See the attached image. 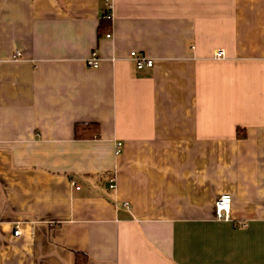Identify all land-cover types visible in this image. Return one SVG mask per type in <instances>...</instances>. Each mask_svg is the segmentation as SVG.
Listing matches in <instances>:
<instances>
[{
  "label": "crops",
  "instance_id": "crops-1",
  "mask_svg": "<svg viewBox=\"0 0 264 264\" xmlns=\"http://www.w3.org/2000/svg\"><path fill=\"white\" fill-rule=\"evenodd\" d=\"M84 258L264 264V0H0V264Z\"/></svg>",
  "mask_w": 264,
  "mask_h": 264
},
{
  "label": "built area",
  "instance_id": "built-area-1",
  "mask_svg": "<svg viewBox=\"0 0 264 264\" xmlns=\"http://www.w3.org/2000/svg\"><path fill=\"white\" fill-rule=\"evenodd\" d=\"M105 17L107 19H111V14L110 11H107L105 14ZM106 37H110V33H105ZM215 57L222 56V51L217 50L214 53ZM128 57L132 59L135 63V66L137 69H142V68H149L152 66L153 61L151 58H148L145 55H141L135 50H131L128 53ZM100 58L97 55L96 51H93L91 55L86 59V64L90 67H97L99 64ZM121 150V142H116L114 145V153H119ZM78 188V187H76ZM230 206H231V195L230 194H221L215 202V207H214V215L217 219H225L228 218L229 211H230ZM13 234L15 236L19 235V229L15 228Z\"/></svg>",
  "mask_w": 264,
  "mask_h": 264
},
{
  "label": "trees",
  "instance_id": "trees-1",
  "mask_svg": "<svg viewBox=\"0 0 264 264\" xmlns=\"http://www.w3.org/2000/svg\"><path fill=\"white\" fill-rule=\"evenodd\" d=\"M108 24H105L102 28V31L105 33L106 32V28H107ZM96 126V125H95ZM92 124H80V123H76L74 125V136L77 138H86V137H91L92 135H96L97 134V127H95ZM83 263L80 264H86V258H84V260H82ZM79 264V262H77L76 260V264Z\"/></svg>",
  "mask_w": 264,
  "mask_h": 264
},
{
  "label": "bare ground",
  "instance_id": "bare-ground-1",
  "mask_svg": "<svg viewBox=\"0 0 264 264\" xmlns=\"http://www.w3.org/2000/svg\"><path fill=\"white\" fill-rule=\"evenodd\" d=\"M113 180V179H112Z\"/></svg>",
  "mask_w": 264,
  "mask_h": 264
}]
</instances>
